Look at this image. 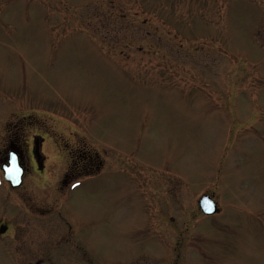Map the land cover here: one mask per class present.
<instances>
[{"label":"rangeland","instance_id":"rangeland-1","mask_svg":"<svg viewBox=\"0 0 264 264\" xmlns=\"http://www.w3.org/2000/svg\"><path fill=\"white\" fill-rule=\"evenodd\" d=\"M14 132L0 264H264V0H0V166Z\"/></svg>","mask_w":264,"mask_h":264},{"label":"flooded vegetation","instance_id":"flooded-vegetation-1","mask_svg":"<svg viewBox=\"0 0 264 264\" xmlns=\"http://www.w3.org/2000/svg\"><path fill=\"white\" fill-rule=\"evenodd\" d=\"M26 135L20 133H12L11 137H8V146L3 149V154L6 155V159L2 164L7 162V159L10 153H14L17 155L18 160L20 162L21 167L24 169V176L27 174V165L23 161V157H26L27 164L33 159V163L36 164V168L41 169L44 166L45 156L42 154V148L46 141L44 134H29ZM27 152L31 153V157H27ZM71 152V156L76 154L75 152ZM25 155V156H24ZM78 157V161H76L77 157L74 159L76 164L74 163L72 167L68 170V173L64 176V182H67L69 179L77 178L80 176H89L93 173V171H97L101 165V162L98 160V155H91L90 153H86L84 150L79 151L76 154Z\"/></svg>","mask_w":264,"mask_h":264},{"label":"water","instance_id":"water-1","mask_svg":"<svg viewBox=\"0 0 264 264\" xmlns=\"http://www.w3.org/2000/svg\"><path fill=\"white\" fill-rule=\"evenodd\" d=\"M13 157L15 158L14 160ZM0 167L3 179L6 183H8L11 189H17L22 185L24 169L21 167L16 154L10 153L7 162L2 164ZM198 204L200 211L206 216H213L219 212L217 203L210 195H203L200 197ZM6 230V226H1L0 234H4Z\"/></svg>","mask_w":264,"mask_h":264},{"label":"snow or ice","instance_id":"snow-or-ice-1","mask_svg":"<svg viewBox=\"0 0 264 264\" xmlns=\"http://www.w3.org/2000/svg\"><path fill=\"white\" fill-rule=\"evenodd\" d=\"M15 158L13 157V160H14Z\"/></svg>","mask_w":264,"mask_h":264}]
</instances>
